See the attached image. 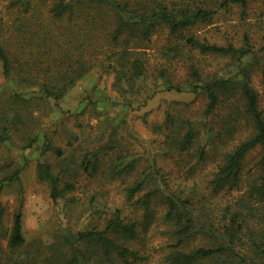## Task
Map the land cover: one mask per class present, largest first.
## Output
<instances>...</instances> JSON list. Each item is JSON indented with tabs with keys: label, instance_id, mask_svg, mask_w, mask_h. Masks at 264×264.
Here are the masks:
<instances>
[{
	"label": "rangeland",
	"instance_id": "obj_1",
	"mask_svg": "<svg viewBox=\"0 0 264 264\" xmlns=\"http://www.w3.org/2000/svg\"><path fill=\"white\" fill-rule=\"evenodd\" d=\"M3 7L0 0V22ZM187 34L220 47L241 48L247 42L252 53L237 61L181 47L176 55L171 51L175 44L161 28L147 45L145 74L134 86H119L114 73L95 67L58 102L24 94L35 99L27 105V113L37 119L19 125L21 134L10 142H0V264H41L44 258L65 255L70 251L65 237L102 231L111 220L118 225L113 241L135 257L126 263L110 258L109 264H167V255L176 250L178 228L174 220L165 218L166 195L189 200L193 217L215 228L228 219L229 206L254 204L246 185L255 180L259 150L243 161L238 190L222 187L215 192L219 186L214 174L224 152L249 135L239 89L230 106L206 121L212 135L226 120L242 126L217 148L202 140L207 99L192 90L213 80L239 82L246 73L264 117L263 0L251 1L243 11L237 6L218 10L209 24L196 25ZM192 70L200 81L192 78ZM9 94L0 70L1 101ZM171 121H188L199 132L189 151L169 149ZM30 132L38 136L26 148L29 139L23 135ZM197 148L207 149L205 159L198 157ZM37 163L46 164L57 180L60 195L55 201L50 199L49 186L38 180ZM17 212L23 243L12 249L7 241ZM124 227L132 228L133 239L121 233ZM204 245L198 235L185 250Z\"/></svg>",
	"mask_w": 264,
	"mask_h": 264
},
{
	"label": "trees",
	"instance_id": "obj_2",
	"mask_svg": "<svg viewBox=\"0 0 264 264\" xmlns=\"http://www.w3.org/2000/svg\"><path fill=\"white\" fill-rule=\"evenodd\" d=\"M1 1L4 15L0 22V70L2 82L10 92L4 101L0 99L1 143L10 142L19 133V125L37 119L27 113L30 102L35 99L58 102L95 67L114 73L119 86H134L145 74L147 45L161 28L166 30V39L175 44L171 51L176 55H180L184 47L200 55L225 56L237 61L252 53L247 42L241 48L220 47L185 34L196 25L209 24L218 10L237 6L243 11L248 3L256 0ZM191 76L195 82L200 81L196 71L192 70ZM238 89L243 100V114L250 123L249 135L224 152V159L216 166L214 174L219 186L215 192L222 187L238 190L242 184L243 161L248 154L259 150L261 156L255 167V180L246 185V194L254 204L243 202L229 206L225 209L228 219L223 224L218 222L215 228L193 217V209L187 208L191 206L189 200L166 195L165 218L174 220L178 228L176 250L167 255V264H264V117L250 78L245 73L239 82H203L192 91L202 92L207 99L202 140L217 148V143L230 140L232 133L242 126L237 120H226L212 135L206 121L226 104L230 106L229 101ZM25 93L38 97L26 98ZM179 123L171 121L172 128L166 139L170 150L182 153L193 148L199 132L188 121ZM37 136L38 132L33 136L31 132L23 135L24 139H29L26 148L31 147ZM197 152L201 160L205 159L207 149L197 148ZM36 171L38 180L49 186L50 199L55 201L60 195L57 180L46 164L37 163ZM13 178H17V173ZM117 227L111 220L102 231L67 236L64 240L70 251L62 256L44 258L41 264H109L115 258L126 263L135 254L113 241ZM121 233L134 238L132 228L124 227ZM198 235L205 245L186 251V246ZM22 243L20 213L17 212L7 244L15 249Z\"/></svg>",
	"mask_w": 264,
	"mask_h": 264
}]
</instances>
